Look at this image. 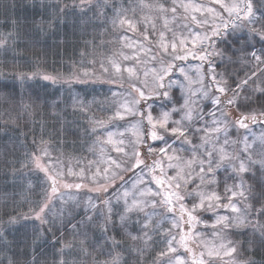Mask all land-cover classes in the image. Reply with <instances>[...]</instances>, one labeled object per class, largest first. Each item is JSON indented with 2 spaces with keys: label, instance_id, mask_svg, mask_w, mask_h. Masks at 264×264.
Segmentation results:
<instances>
[{
  "label": "snow or ice",
  "instance_id": "snow-or-ice-1",
  "mask_svg": "<svg viewBox=\"0 0 264 264\" xmlns=\"http://www.w3.org/2000/svg\"><path fill=\"white\" fill-rule=\"evenodd\" d=\"M34 6L43 12L31 29L15 3L0 13V54L13 55L9 71L0 65V103L11 106L4 128L25 143L31 135L23 159L10 160L4 149L28 207L0 217V264H264V0H72L71 14L92 12L81 39L88 27L94 34L66 76L15 71L21 46L36 47L70 15L68 0ZM104 31L115 35L117 51L88 61L89 44H104ZM31 80L62 81L70 93L80 91L73 84L98 82L121 90L102 109L107 120L87 115L95 99L71 96L73 115L89 123L83 139L65 119L67 105L17 94L33 89ZM233 109L239 115L229 119ZM250 124L261 127L259 136ZM67 137L82 140L93 157H82L78 170L51 149ZM21 229L20 238L12 235Z\"/></svg>",
  "mask_w": 264,
  "mask_h": 264
},
{
  "label": "trees",
  "instance_id": "trees-1",
  "mask_svg": "<svg viewBox=\"0 0 264 264\" xmlns=\"http://www.w3.org/2000/svg\"><path fill=\"white\" fill-rule=\"evenodd\" d=\"M49 7L51 5L59 2L61 6H63L64 0H46ZM96 0H92V3H95ZM15 3L18 5L16 9V14L21 18V21L23 22V18L25 16L28 17V22L31 29V20L33 17L37 21L40 20V15H37V13H42L43 9H41L38 6L39 0H0V13L3 12L4 6L6 4H12ZM68 3L70 5L68 11L70 12V15L66 17V22L61 23L59 26V29L53 34L51 31L47 35H41L39 37V43L36 45V47H24L21 46L20 52L21 55L17 60V67L15 71H22V72H38V73H48L55 75L56 72L61 73L62 75L68 74V68L71 65L72 60H76L77 62L80 61V53L85 51L84 43L85 40L91 41L92 36L94 34V30L91 27L87 28V35L84 36V39H81L84 27H85V21L92 17V12L89 11L87 13V16L84 17L79 12V9L77 8V11L75 14H71V4L72 0H68ZM76 3H79V0H76ZM5 23V18L0 15V31H4L3 25ZM75 25V26H74ZM108 28L110 29V24L108 25ZM29 29V30H30ZM101 30L97 29L95 32H100ZM102 39L105 40L104 44H100L98 48H93L91 44H89L87 49V58L88 61H91L92 57L95 56L96 60L99 62L103 60L105 57H110L111 55V48L114 47V35L110 32L104 31L102 34ZM99 43V42H98ZM97 55H100L102 58L97 59ZM71 58V59H70ZM8 63V69H5V72L9 71V69L12 68L13 63V55L11 53L8 54L7 60L5 61L2 54H0V65L3 63ZM99 63L96 65V69ZM89 68H92V64L89 63ZM4 81L2 78H0V83H3ZM7 83L11 84L12 81L9 79ZM29 84L33 85V89L29 90L26 88H20L17 87L16 92L17 94H27L29 91H34L38 93L41 97V102L47 101L49 104L50 102L59 103V96L61 94H69V86L67 84H64L63 82L52 84L49 81H43V80H31L29 81ZM73 89L80 90L76 94L79 95L81 93V89L85 85H79V84H73ZM96 94L99 95L102 93L103 89L97 88ZM34 98V97H33ZM55 110L53 108H48L47 112L49 114L53 113ZM6 111H11V106H9L7 109L6 107L0 103V217H5L6 213H12L17 209V206L19 205V210L21 212L27 211V205L23 202V195L21 194L22 188L16 187L14 184L23 185V181H17L14 182L11 177V169H7L5 167V155H4V149L5 146H7L8 152L11 153L9 155V159H16L20 158L23 159L25 151L29 150L31 147V135H29L27 142H24V137L20 135L16 131L8 130L5 131L4 128V121L8 118L7 115H5ZM13 116H15V113H13ZM49 124L54 123V121H48ZM14 126H9V128H13ZM20 129H22L25 132H28V128L25 127V122L21 121L19 125ZM50 131L54 133L53 129L50 128ZM40 129H36V134L39 136ZM19 136V142H17L16 138ZM45 139H48L47 136H45ZM13 144L16 145L15 151L13 152ZM21 144L23 146L21 147ZM71 150V149H70ZM22 171L27 174V169H22ZM5 172L9 173V177L7 180H5ZM19 175V173H17ZM34 199V197H32ZM28 223L31 225L34 223V221H23L22 219L19 221V224ZM19 224L17 227H19ZM23 229L20 230V232H13L12 235H15L17 238H20L23 234ZM29 229V234H30ZM67 239H69V235H67ZM11 239V236H10ZM47 251L50 253L52 250L50 248L47 249ZM50 259V255H49ZM259 259V257H258Z\"/></svg>",
  "mask_w": 264,
  "mask_h": 264
},
{
  "label": "rangeland",
  "instance_id": "rangeland-1",
  "mask_svg": "<svg viewBox=\"0 0 264 264\" xmlns=\"http://www.w3.org/2000/svg\"><path fill=\"white\" fill-rule=\"evenodd\" d=\"M118 3L122 2V0H117ZM129 3H132L133 0H128ZM210 0H200V3H209ZM111 26V25H110ZM116 35H119V33L117 32ZM128 35H132V33H128ZM115 38V35H114ZM115 43V40H114ZM117 51L116 48H111V52H115ZM124 51H128L127 49H124ZM111 53V54H112ZM111 56V55H110ZM102 58L100 55H97V59ZM195 63V62H194ZM97 75L99 76V65L97 66ZM62 82V81H61ZM59 82V83H61ZM81 85V84H79ZM74 85H72L73 87ZM93 87H95V89L100 88L103 89L102 93L97 95L96 91H93ZM126 87V86H125ZM81 89V93H79V96L81 98H84L85 96H87L88 101H92L93 99H95L96 104H93L91 106V111L87 113V115L89 117H92L93 115L95 117H98L102 120H107V117L109 115L108 112L103 111L102 109L105 107H110V102L113 100V96H112V91H119L121 90L119 88L118 84H111L108 82H103L100 83L98 82L96 85H85L83 88ZM76 91H73L67 95L65 94H61L58 98L59 102H60V109L63 110L65 108V105H67V116L65 117L67 122H73V127L79 129L80 135L81 137H83V139H87V137L83 136V129L84 127H88L89 123L87 120L83 119V113H76L75 115H73V108H72V104L73 101L71 99V96H75ZM55 103L50 102L49 105H54ZM97 105H100V107H97ZM57 110H55L54 112H56ZM53 112V113H54ZM239 113H237L235 111V109L231 110L229 112V119H236L238 117ZM51 121V120H50ZM118 124H124L126 123V121H118L116 122ZM250 128H253L255 131V134L257 136L260 135L261 133V127L260 126H250ZM48 132L50 135H55L53 134V132L50 131V128L48 129ZM129 132H131V130H129ZM244 132L243 129L238 130V132H233L231 135V137L233 139H235L238 135H242ZM68 145L71 146L70 149L71 150H67L68 149ZM51 149L54 150L53 154L54 155H58L61 152L63 153H67L69 156V159L67 161V163L73 168L78 170L77 165L79 164V166H85L86 161L82 160V157H87V160H92L93 157L92 155L87 151L86 145H83V141L82 140H77L75 137H67L62 143L59 144V147L57 146V144L55 142L51 143ZM113 155H115V153H113ZM149 162L150 159H149ZM131 175V174H129ZM69 179H72L71 177ZM231 183V182H230ZM75 191V190H73ZM87 189H82L80 192V195H83L84 192H86ZM89 195H93L92 193H89ZM205 217H210L212 214L211 213H204L203 214ZM211 223V221H209ZM201 231H207V232H211L212 229L208 228V229H203V226L200 227ZM72 237L69 235V239L71 240ZM193 247L195 248V246L193 245Z\"/></svg>",
  "mask_w": 264,
  "mask_h": 264
}]
</instances>
